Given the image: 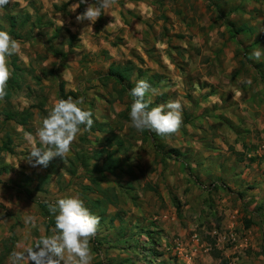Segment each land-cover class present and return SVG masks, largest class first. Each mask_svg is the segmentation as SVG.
I'll return each instance as SVG.
<instances>
[{
	"label": "rangeland",
	"instance_id": "rangeland-1",
	"mask_svg": "<svg viewBox=\"0 0 264 264\" xmlns=\"http://www.w3.org/2000/svg\"><path fill=\"white\" fill-rule=\"evenodd\" d=\"M77 3L0 9L21 44L0 100V264L51 235L46 202L71 196L100 217L92 264H264V57L250 59L264 51V0H113L92 29ZM139 80L161 93L150 108L181 101L179 133L130 127ZM69 96L93 127L66 161L32 166L37 128Z\"/></svg>",
	"mask_w": 264,
	"mask_h": 264
},
{
	"label": "clouds",
	"instance_id": "clouds-1",
	"mask_svg": "<svg viewBox=\"0 0 264 264\" xmlns=\"http://www.w3.org/2000/svg\"><path fill=\"white\" fill-rule=\"evenodd\" d=\"M16 0H0V9L5 8ZM113 0H79L71 11L81 4L87 5L85 10L76 15L78 23L88 21L87 28L92 29L98 18L107 13ZM62 26V25H61ZM21 44L14 39L8 31L0 30V100L8 95V81L12 71L8 66V58L19 55ZM264 57V51L255 49L250 59L257 62ZM242 83L251 84L250 79ZM151 93V96L148 94ZM135 100L131 104L129 116L130 127L138 133L145 130L155 132L161 137H170L179 133L183 124L184 105L180 100H170L166 104L149 107L152 97L161 95L147 81L139 80L131 89ZM147 97V99H146ZM83 98L57 100L48 114L43 118L41 126L36 130L39 146L30 148L28 162L32 166L42 165L47 167L49 162L59 157L66 161L71 151V146L85 131L90 130L95 121L93 113L81 107ZM33 158L34 162H33ZM49 213L54 216L55 227L51 235L43 234L34 242L33 246L15 251L10 256V264H92L94 255L90 242L95 238L100 217L93 215L78 196L59 198L55 202H46ZM25 225L37 227V218L29 215L24 218Z\"/></svg>",
	"mask_w": 264,
	"mask_h": 264
},
{
	"label": "trees",
	"instance_id": "trees-1",
	"mask_svg": "<svg viewBox=\"0 0 264 264\" xmlns=\"http://www.w3.org/2000/svg\"><path fill=\"white\" fill-rule=\"evenodd\" d=\"M10 32H14L13 30H12V28H11V30H10ZM16 35V34H15ZM13 116H11V117H13V118H15L19 123H25L27 120H28V117H29V115H31L30 113H27V112H23V113H19V112H13V114H12ZM99 155V153L97 154V156ZM109 166H108V164H106L103 168H108Z\"/></svg>",
	"mask_w": 264,
	"mask_h": 264
}]
</instances>
